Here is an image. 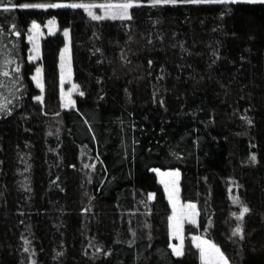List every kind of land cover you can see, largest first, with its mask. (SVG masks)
<instances>
[{
    "label": "trees",
    "instance_id": "obj_1",
    "mask_svg": "<svg viewBox=\"0 0 264 264\" xmlns=\"http://www.w3.org/2000/svg\"><path fill=\"white\" fill-rule=\"evenodd\" d=\"M103 1L0 0V264L26 251L35 264H203L190 239L172 251L155 169L178 170L197 204L188 237L264 264V2L133 0L131 19L103 20L23 7ZM52 19L31 61V25ZM66 31L83 95L65 111Z\"/></svg>",
    "mask_w": 264,
    "mask_h": 264
},
{
    "label": "rangeland",
    "instance_id": "obj_2",
    "mask_svg": "<svg viewBox=\"0 0 264 264\" xmlns=\"http://www.w3.org/2000/svg\"><path fill=\"white\" fill-rule=\"evenodd\" d=\"M226 1H230V0H226ZM231 1H234V0H231ZM109 2H111V3H132L133 7L136 5H139L137 2H135L133 0H104L103 2H92V3H81V4H97L98 5V4L109 3ZM66 5H70V4H66ZM65 7H67V6H65ZM36 8L44 9V8H48V7H36ZM131 8L128 9L129 15H130ZM91 11L96 15H104V9H102V8H92ZM33 24L38 25V28H34ZM33 24L31 25L30 33L28 36V41L30 43V57H29V59L31 61L36 62L39 60V58L41 56V41H42V39L44 38L45 35H53V34L57 33L59 31V26H58L57 21L55 19L48 21L47 24L45 25L44 29L36 22ZM66 37H67V42L61 51L60 65H59L60 66V76H61V101H62L63 109L65 111L71 110L72 108H74L76 106V97L81 94L78 86L74 83V79H73V68H72L69 34ZM33 80H34L35 85L41 91H43L44 90L43 72H42L41 66H39L36 69L35 74L33 76ZM39 85H42V88ZM177 172L179 173L178 176H175V175L161 176V173H177ZM154 173L157 176L159 184L163 187L165 195H166L167 200H168L170 207H171L170 247H171L172 251L174 252L172 245H176L177 247H182V252L184 254L185 248H186V246H185L186 239H190V241L192 242V245L199 251L201 262L204 264V260L201 258V248H198L196 245L198 243H200L201 241H208L213 245H216V244L214 242L208 240L205 236L192 235L191 237H188L186 234V227H188V225H191V226L197 225L199 212H198L197 204L192 203V202H185L182 200V196H181V173L178 170L163 171V170H159V169H155ZM162 180L164 181V183L161 182ZM166 184H167V189H166ZM170 191L173 192V197L171 200L169 199V192ZM174 201L176 204L175 210L173 208V202ZM189 204L195 205V208L194 209L186 208L185 206L189 205ZM174 214L176 215L180 224H182V229H180L178 231V234H174V229H173L174 221L172 219ZM196 238H199V239H196ZM202 247H203V245H202ZM174 254L176 255L175 252H174ZM182 255H179V256H182ZM227 260H228V258H227ZM24 264H35L33 256L29 253V251L28 252L26 251ZM228 264H231V262L229 260H228Z\"/></svg>",
    "mask_w": 264,
    "mask_h": 264
},
{
    "label": "snow or ice",
    "instance_id": "obj_3",
    "mask_svg": "<svg viewBox=\"0 0 264 264\" xmlns=\"http://www.w3.org/2000/svg\"><path fill=\"white\" fill-rule=\"evenodd\" d=\"M155 3H174L175 0H154ZM190 2L199 3V2H224V0H190ZM264 2V0H262ZM72 7V8H83L87 11L88 15L93 20H103V19H131L130 15L128 14V9L133 7L132 3H103V4H81V3H74L70 5H60V4H52V5H23V7ZM92 8H102L104 9V15H96L94 14L91 9ZM5 11H7V8H5ZM34 28H38V25L33 24ZM19 35V33H16ZM66 36L68 35L67 32L64 33ZM16 72H19V68L15 69ZM5 76L9 75L8 72L3 73ZM42 88V85H39ZM83 95V93H81ZM38 100L42 99L41 97H37ZM67 106V105H66ZM0 107H6V106H0ZM253 159H255L253 157ZM165 175H175L178 176L179 173H161V176ZM164 183V181H161ZM167 189V184H166ZM173 197V192H169V199L171 200ZM234 203H239L238 198H234ZM176 204L175 201L173 202V208L175 210ZM188 209H194L195 205L189 204L185 206ZM249 212V209L247 207H243L242 212L237 217V219L242 220L245 213ZM173 229L174 234H178V231L182 229V224H180L179 220L177 219L176 215L173 216ZM234 236L240 234L242 237V229L237 228L233 233ZM199 239V238H196ZM203 245V247H202ZM198 248H201V258L204 260V264H228L227 258L224 256V254L221 252L219 247L216 245L211 244L208 241H201L196 245ZM174 252L176 255H182V247H177L176 245H172Z\"/></svg>",
    "mask_w": 264,
    "mask_h": 264
}]
</instances>
